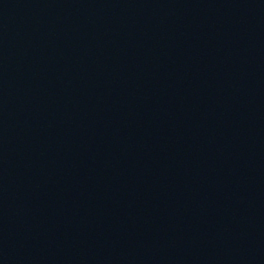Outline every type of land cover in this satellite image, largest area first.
<instances>
[{
  "label": "water",
  "instance_id": "water-1",
  "mask_svg": "<svg viewBox=\"0 0 264 264\" xmlns=\"http://www.w3.org/2000/svg\"><path fill=\"white\" fill-rule=\"evenodd\" d=\"M0 264H264V0H0Z\"/></svg>",
  "mask_w": 264,
  "mask_h": 264
}]
</instances>
